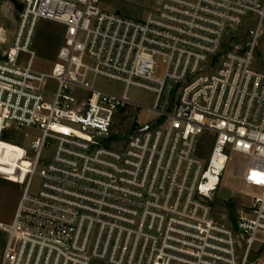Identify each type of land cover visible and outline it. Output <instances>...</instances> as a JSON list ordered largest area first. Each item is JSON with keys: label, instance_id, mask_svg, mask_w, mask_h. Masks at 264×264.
I'll list each match as a JSON object with an SVG mask.
<instances>
[{"label": "built area", "instance_id": "1", "mask_svg": "<svg viewBox=\"0 0 264 264\" xmlns=\"http://www.w3.org/2000/svg\"><path fill=\"white\" fill-rule=\"evenodd\" d=\"M18 1L0 58V140L39 135L15 167L25 184L0 222L1 264H264L252 258L264 247V0H153L140 19L101 0ZM42 19L64 28L49 73L32 69ZM100 78L156 97L159 117L125 130L123 148L106 141L122 104H137ZM233 156L252 191L226 223L213 202Z\"/></svg>", "mask_w": 264, "mask_h": 264}, {"label": "rangeland", "instance_id": "2", "mask_svg": "<svg viewBox=\"0 0 264 264\" xmlns=\"http://www.w3.org/2000/svg\"><path fill=\"white\" fill-rule=\"evenodd\" d=\"M17 3L21 4L18 0ZM153 0H101L100 6L108 12H117L133 18H144L152 11ZM22 11L17 9L14 0H0V58L12 46L20 27ZM64 28L62 25L48 21L39 20L34 28V36L31 49L35 52L32 69L37 72L49 73L56 60L57 52L63 43ZM28 55L22 54L20 64L24 65ZM96 86L104 91L114 94H123L126 90L128 99L137 105L124 103L115 116L112 138L106 143L115 148H123L125 138L123 132L133 128L153 124L159 117L150 110L153 107L156 97L149 90L136 87L126 88L123 83L105 79H97ZM56 89V83L48 81L44 94L52 97ZM136 119V122H135ZM29 137L24 140L19 134L9 137V141L0 140V222L10 223L13 219L18 201L21 197L25 181L20 182V173L15 174V167L27 166L28 161L22 157V148H26L34 137L39 135L34 129H27ZM45 151L43 157L49 156ZM241 156H233L225 172L223 173L218 190L216 192L213 208L214 216L217 219L231 223L237 213L246 208L250 202L251 189L246 188L240 176L244 169V162ZM40 178L34 176L32 179L31 191L38 188ZM6 242V235L0 231V260ZM258 249V248H257ZM264 253V247L258 249L253 259L260 258ZM1 264V261H0ZM100 264V263H95Z\"/></svg>", "mask_w": 264, "mask_h": 264}, {"label": "trees", "instance_id": "3", "mask_svg": "<svg viewBox=\"0 0 264 264\" xmlns=\"http://www.w3.org/2000/svg\"><path fill=\"white\" fill-rule=\"evenodd\" d=\"M14 2H15V5H16L17 9L22 11V9H23L22 4L17 3V1H15V0H14ZM1 140L8 142L10 139H9V136L5 134V135L2 136Z\"/></svg>", "mask_w": 264, "mask_h": 264}, {"label": "water", "instance_id": "4", "mask_svg": "<svg viewBox=\"0 0 264 264\" xmlns=\"http://www.w3.org/2000/svg\"><path fill=\"white\" fill-rule=\"evenodd\" d=\"M149 128H150L149 126H146V127L142 128L141 131L143 132V131L149 130Z\"/></svg>", "mask_w": 264, "mask_h": 264}]
</instances>
